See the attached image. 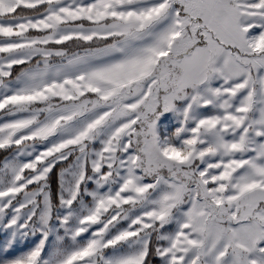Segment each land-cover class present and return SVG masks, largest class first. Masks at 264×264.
Instances as JSON below:
<instances>
[{
  "label": "snow or ice",
  "instance_id": "snow-or-ice-1",
  "mask_svg": "<svg viewBox=\"0 0 264 264\" xmlns=\"http://www.w3.org/2000/svg\"><path fill=\"white\" fill-rule=\"evenodd\" d=\"M0 152V264H264V0H0Z\"/></svg>",
  "mask_w": 264,
  "mask_h": 264
},
{
  "label": "rangeland",
  "instance_id": "rangeland-1",
  "mask_svg": "<svg viewBox=\"0 0 264 264\" xmlns=\"http://www.w3.org/2000/svg\"><path fill=\"white\" fill-rule=\"evenodd\" d=\"M168 119H170V117ZM5 155H7V153L0 152V162L3 161ZM0 239H3V237H0ZM17 251H20V249H18ZM156 264H159V262L157 261Z\"/></svg>",
  "mask_w": 264,
  "mask_h": 264
},
{
  "label": "trees",
  "instance_id": "trees-1",
  "mask_svg": "<svg viewBox=\"0 0 264 264\" xmlns=\"http://www.w3.org/2000/svg\"><path fill=\"white\" fill-rule=\"evenodd\" d=\"M54 171H58V169L54 170ZM56 189H57V185H56V182H55V177H53V192L54 193H55Z\"/></svg>",
  "mask_w": 264,
  "mask_h": 264
}]
</instances>
